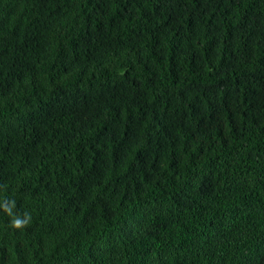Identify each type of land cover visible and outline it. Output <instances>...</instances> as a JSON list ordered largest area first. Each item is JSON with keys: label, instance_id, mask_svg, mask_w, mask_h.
Here are the masks:
<instances>
[{"label": "trees", "instance_id": "trees-1", "mask_svg": "<svg viewBox=\"0 0 264 264\" xmlns=\"http://www.w3.org/2000/svg\"><path fill=\"white\" fill-rule=\"evenodd\" d=\"M0 264H264V0H0Z\"/></svg>", "mask_w": 264, "mask_h": 264}, {"label": "clouds", "instance_id": "clouds-1", "mask_svg": "<svg viewBox=\"0 0 264 264\" xmlns=\"http://www.w3.org/2000/svg\"><path fill=\"white\" fill-rule=\"evenodd\" d=\"M6 212L9 213V215H11V211L8 210L7 208L5 209ZM31 219V217L29 216V220ZM28 223V221H22L19 218H14L12 220V225L15 228H23L26 224Z\"/></svg>", "mask_w": 264, "mask_h": 264}]
</instances>
